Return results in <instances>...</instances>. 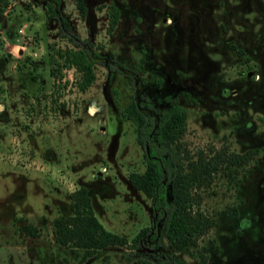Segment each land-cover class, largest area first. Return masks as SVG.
Listing matches in <instances>:
<instances>
[{"label": "rangeland", "instance_id": "1", "mask_svg": "<svg viewBox=\"0 0 264 264\" xmlns=\"http://www.w3.org/2000/svg\"><path fill=\"white\" fill-rule=\"evenodd\" d=\"M47 1L0 0V264H264V0H81L83 11L59 0L57 14L104 59L84 89ZM132 98H174L192 157L243 156L196 189L214 225L189 250L166 244L151 199L128 182L145 168ZM79 188L126 245L88 254L55 243L52 222L72 215ZM144 228L154 238L135 244Z\"/></svg>", "mask_w": 264, "mask_h": 264}, {"label": "trees", "instance_id": "2", "mask_svg": "<svg viewBox=\"0 0 264 264\" xmlns=\"http://www.w3.org/2000/svg\"><path fill=\"white\" fill-rule=\"evenodd\" d=\"M77 9L83 11L81 0H74ZM59 0L45 2L44 12L49 19L56 21L58 36L77 48L65 52V61L81 74L80 88L84 89L93 79V65L103 64L102 55L91 49L86 39H80L72 32L67 18L57 14ZM114 69L112 63L108 64ZM128 118L136 125V142L142 148L145 168L143 172H130L129 184L151 199L152 217L160 223L158 233L174 251L194 248L197 239L214 225L213 220L199 208L200 197L196 189L210 183L212 174L222 162L236 164L243 157L234 153H214L207 156L198 152L189 155L182 146L181 137L185 132V111L174 98L168 99L167 106H154L149 98L138 102L130 99L125 109ZM224 155V158L222 156ZM70 216H59L53 220V237L60 246L81 248L88 254L106 246L126 245L124 237L106 230L94 217L90 199L85 188L71 194ZM153 223V228H154ZM28 235L35 231L24 225ZM149 228H144L133 238L136 244L140 238H154ZM155 240L154 247H158ZM169 256V255H168ZM174 264L181 261L170 255ZM205 258L200 264H205Z\"/></svg>", "mask_w": 264, "mask_h": 264}, {"label": "flooded vegetation", "instance_id": "3", "mask_svg": "<svg viewBox=\"0 0 264 264\" xmlns=\"http://www.w3.org/2000/svg\"><path fill=\"white\" fill-rule=\"evenodd\" d=\"M168 99H170V98H168ZM168 99H167V102H168ZM247 219H248V217H247Z\"/></svg>", "mask_w": 264, "mask_h": 264}]
</instances>
